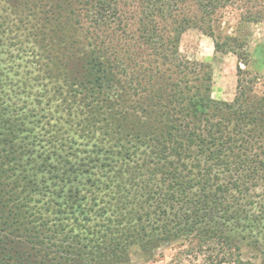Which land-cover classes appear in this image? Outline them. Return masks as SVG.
Here are the masks:
<instances>
[{"label":"trees","instance_id":"trees-1","mask_svg":"<svg viewBox=\"0 0 264 264\" xmlns=\"http://www.w3.org/2000/svg\"><path fill=\"white\" fill-rule=\"evenodd\" d=\"M231 1L0 0V264H121L178 239L255 264L236 239L264 253L252 55L215 42L237 58L226 101L178 47Z\"/></svg>","mask_w":264,"mask_h":264},{"label":"rangeland","instance_id":"rangeland-1","mask_svg":"<svg viewBox=\"0 0 264 264\" xmlns=\"http://www.w3.org/2000/svg\"><path fill=\"white\" fill-rule=\"evenodd\" d=\"M233 37L236 41L229 40ZM241 44L251 55V68L258 78L253 85L256 95H264V0H232L219 9L209 21L186 29L179 40V51L191 61L208 64L211 74V96L218 100L231 101L236 93L237 58L231 52L215 49V42ZM242 257L255 264H264V253L260 248L241 240ZM187 241L178 239L161 244L158 248L144 252L134 249L129 260L121 264H172L180 256L184 264H201L202 255L196 259L183 255Z\"/></svg>","mask_w":264,"mask_h":264}]
</instances>
